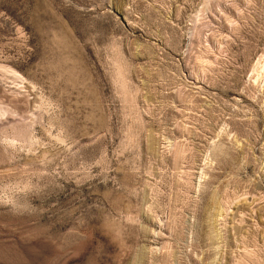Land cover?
I'll return each mask as SVG.
<instances>
[{"label":"rangeland","instance_id":"374dc122","mask_svg":"<svg viewBox=\"0 0 264 264\" xmlns=\"http://www.w3.org/2000/svg\"><path fill=\"white\" fill-rule=\"evenodd\" d=\"M0 264H264V0H0Z\"/></svg>","mask_w":264,"mask_h":264}]
</instances>
